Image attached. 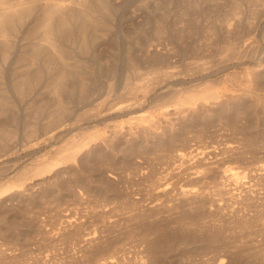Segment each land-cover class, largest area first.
<instances>
[{"label":"bare ground","instance_id":"obj_1","mask_svg":"<svg viewBox=\"0 0 264 264\" xmlns=\"http://www.w3.org/2000/svg\"><path fill=\"white\" fill-rule=\"evenodd\" d=\"M197 32L190 57L183 42ZM212 38L228 39L216 62L204 53ZM259 59L264 0H0V203L30 200L93 150L158 131L171 112L208 106L229 88L228 68ZM118 250L93 263L121 264Z\"/></svg>","mask_w":264,"mask_h":264},{"label":"rangeland","instance_id":"obj_2","mask_svg":"<svg viewBox=\"0 0 264 264\" xmlns=\"http://www.w3.org/2000/svg\"><path fill=\"white\" fill-rule=\"evenodd\" d=\"M201 41L188 37L183 52ZM210 41L209 60L227 55L228 39ZM227 71L230 91L217 87L208 106L93 150L30 200L1 202L0 264H95L113 249L128 264H264V59ZM183 188L209 195L185 201Z\"/></svg>","mask_w":264,"mask_h":264}]
</instances>
